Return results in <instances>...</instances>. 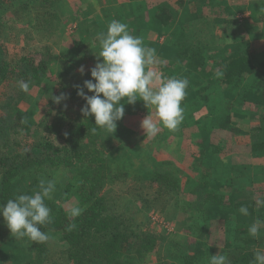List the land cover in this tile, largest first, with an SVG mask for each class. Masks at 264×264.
<instances>
[{
	"label": "rangeland",
	"instance_id": "374dc122",
	"mask_svg": "<svg viewBox=\"0 0 264 264\" xmlns=\"http://www.w3.org/2000/svg\"><path fill=\"white\" fill-rule=\"evenodd\" d=\"M112 20L126 23L144 46L156 50L158 63L151 66L155 71L164 77L187 78L189 85L181 102L183 122L174 132L161 126L155 137H147L140 126L149 111L155 119L154 110L139 99L134 104L122 100L125 111L116 130H103L93 145L105 158L104 165L119 171L102 193L109 203L121 205L151 239V247L145 254L143 249L132 264H186L185 260L201 264L204 250L207 260L227 250L225 245L235 240V224L241 218L244 232L257 220L264 222V151L254 157L249 148L250 134L255 142L264 138V105L255 103L256 96H247L261 78L264 84V0H0L1 45L4 50L8 47L9 61L30 53L38 57L43 47L48 48L55 57L51 62L55 87L61 91L88 79L95 82L90 69L100 51L96 36ZM181 36L192 55H178ZM234 49L246 53L258 72L226 89L218 88L210 77L217 71L218 61L230 59ZM36 92L33 90L38 98ZM62 95L64 99L56 107H68L67 120L47 121L37 128L35 137L43 131L55 137L56 129L84 121L81 108L86 101L73 102L66 92ZM227 116L236 134L214 138L217 154L207 158L206 140ZM46 172L22 179L21 187L31 195L39 190L41 179L54 181L55 191L45 203L51 213L67 215L68 208L78 206L77 197L66 186L70 173ZM36 176L41 179L35 184ZM229 194L238 202L254 198L255 213L243 217L234 208L232 218L225 222L223 206L230 201ZM205 200L210 208L217 204L220 210L204 213L205 229L201 231L196 224ZM3 234L14 251L18 246L24 250L27 238L13 242L7 226ZM255 246L264 251V223ZM48 248L54 252L62 246L52 243ZM20 255L5 264H22L25 259Z\"/></svg>",
	"mask_w": 264,
	"mask_h": 264
},
{
	"label": "trees",
	"instance_id": "16d2710c",
	"mask_svg": "<svg viewBox=\"0 0 264 264\" xmlns=\"http://www.w3.org/2000/svg\"><path fill=\"white\" fill-rule=\"evenodd\" d=\"M235 44L236 48L240 45L238 41ZM2 45L0 50V204H5L8 199L14 198L16 195L26 194L25 192L28 190L21 187L20 182L33 175L34 172L68 171L70 174L66 183L67 190L73 192L78 199V206L84 208L85 211L81 216L74 218L77 227L71 232L65 229L70 222H73V218L68 215L51 213V223L41 226V230L48 233L49 238L53 241L47 240L37 244L25 237L27 238L25 239L26 245L22 246L24 250H19L18 246L15 251L8 246L10 243L4 239L6 234L3 232L7 223L0 214V264H5V261L10 260V257L11 259H20V254H22L21 258L25 259L22 264L134 263L137 260V255H142L143 249H146L145 254L151 247V239L147 236L148 233L145 234L144 231L138 229V225L133 219L122 211L121 205L109 203L102 193L103 186L119 171H117V167V170H113L111 165L108 167L104 165L105 158L98 155L97 149L93 147L97 136L103 131L100 129L95 133L91 131L95 127L94 116H84V121L74 124L70 122L68 126L56 129L55 137L49 136L44 131L41 132L39 138L35 137L38 132L37 128L47 121L67 120L65 118L69 115L68 107L65 105L63 108L56 107L60 102L57 103L53 97L61 96L66 92V96L73 102L85 101L77 95V85H68L61 91L57 90L52 77L54 72L51 64L55 57L49 54L48 48L43 47V52L38 57L30 53L27 56H20L14 61H9V49L5 47L6 50H4ZM186 45V40L181 36L177 46V49L180 50L178 55H192ZM189 47L194 50L192 46ZM233 51L234 55L230 59L218 61L217 68L223 70V76L218 78L215 72L213 77H210V81L217 84L218 88L226 89L232 84H237L242 78L258 72L246 53L236 49ZM6 54L8 55L6 56ZM48 73L51 76L47 75ZM19 80L30 82L28 93H24L18 88L17 81ZM35 88L39 93L38 98H36V94H33ZM84 91L88 95H92L86 88ZM224 93L226 94V90ZM213 96L217 97V94ZM230 96L232 95L230 94ZM247 96H256L255 103L264 105L262 78L260 83L247 93ZM228 123L229 116L220 123L218 128L212 130L206 140L204 150L207 158L217 154L218 144L213 140L214 138L235 136L236 128L229 126ZM261 128L262 126H260ZM249 148L250 154L258 157L264 151V138L255 142L250 134ZM235 162L237 163L233 159V163ZM40 179L41 176H36L33 182L36 184ZM203 187L201 185V188ZM229 197L230 201L228 200L223 206L225 207V222L232 218L229 216L232 209L236 208L238 212L241 205L248 208V215L255 213L254 207L257 201L254 198L246 202H238L230 194ZM215 203L220 204L219 202ZM204 204L203 208L205 209L203 214L200 213L201 216L198 215L200 221L196 224L201 231L205 229L204 213L220 210L217 204L210 208L211 204L209 206L208 200H205ZM240 216L244 217L245 215L240 213ZM244 223L243 218L236 222L235 240L228 241L225 245L227 250L221 253L228 257L230 264H253V254L257 251L255 249L257 238L252 237L249 232H244ZM130 233L135 237L132 240ZM23 239L14 238L12 240L18 243ZM52 243L54 245L60 243L62 248L57 251L54 249L55 251L52 252V248H48ZM202 253L203 263L201 264H209V260L204 258L207 256V251L204 250ZM55 254L58 256L55 257ZM195 258L198 257L195 256ZM185 263L187 264V260Z\"/></svg>",
	"mask_w": 264,
	"mask_h": 264
},
{
	"label": "clouds",
	"instance_id": "9594fccd",
	"mask_svg": "<svg viewBox=\"0 0 264 264\" xmlns=\"http://www.w3.org/2000/svg\"><path fill=\"white\" fill-rule=\"evenodd\" d=\"M100 51L95 66L90 69L93 79L85 80L83 86H77V95L86 104L81 108L85 117L94 116L95 127L92 132L107 130L113 133L117 121L124 116L125 103L134 104L142 100L148 109H153L155 119L149 114L142 119L141 128L147 137H155L163 126L169 131H175L184 120V109L181 102L186 97L189 85L187 78L164 77L151 66L158 63L156 50L146 47L139 36L131 34L128 25L118 20H112L107 30L97 34ZM102 57V60L100 59ZM81 74L84 68L79 69ZM223 70L217 69L216 76L222 77ZM18 88L24 93L30 91V82L17 81ZM91 92L88 95L84 89ZM102 94V95H101ZM126 98V100H125ZM59 103L63 95L53 97ZM55 182L41 179L39 190L33 194H19L0 204V214L7 223L11 235L15 239L27 237L37 244L46 242L49 235L41 230V226L51 223V209L45 200L52 198ZM84 208L73 206L66 210L73 218L66 226V231H73L77 225L74 218L83 214ZM239 212L248 215V208L241 205ZM262 223L257 220L249 228L252 237L258 238ZM209 264H230L228 257L223 254L210 255ZM253 264H264V251L257 250L253 254Z\"/></svg>",
	"mask_w": 264,
	"mask_h": 264
},
{
	"label": "crops",
	"instance_id": "0c3cea01",
	"mask_svg": "<svg viewBox=\"0 0 264 264\" xmlns=\"http://www.w3.org/2000/svg\"><path fill=\"white\" fill-rule=\"evenodd\" d=\"M254 64V63H253Z\"/></svg>",
	"mask_w": 264,
	"mask_h": 264
}]
</instances>
